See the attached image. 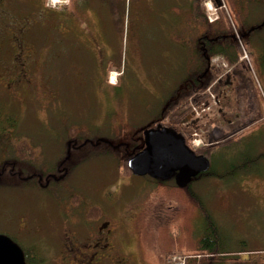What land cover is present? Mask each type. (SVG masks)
Masks as SVG:
<instances>
[{
	"label": "rangeland",
	"instance_id": "rangeland-1",
	"mask_svg": "<svg viewBox=\"0 0 264 264\" xmlns=\"http://www.w3.org/2000/svg\"><path fill=\"white\" fill-rule=\"evenodd\" d=\"M123 2L113 16L103 11L104 20L98 24L104 31L103 36L93 34L91 38H76L75 42L62 40L59 53L54 57L41 55L42 52L38 56L40 66L32 71L33 87L23 88L21 94L0 92L3 111L0 167L12 159V143H16L18 136L33 142L39 152L32 163H22L13 169L8 164L4 168L3 177L13 174L14 181L0 183V233L17 238L18 226L22 225L24 217L37 225L43 218L52 217L59 208L68 210L72 192L80 197L96 196L102 186L112 182L109 176H116L119 165L120 175L129 179L122 174L126 159L121 161V157L106 148L115 146L112 139H117V134L124 137L160 118L166 104L174 98L176 89L172 87L178 86H173L178 79L205 65L199 53L206 41L204 30L208 29L201 16L202 9L209 19L219 17L222 6L226 9L224 0L218 7L215 0H203L202 9L196 12L192 8L198 0H190L189 5L193 7L182 10L181 0ZM84 3L87 4V0ZM238 3L243 12V28L252 33L242 38L251 43L246 46L241 42L246 49L242 48L232 68L245 73L253 97L251 104L259 120L247 130L240 144L218 151L214 168L216 170L217 165L219 176L203 175L191 183L203 197L212 221L221 225L223 249L232 252L225 261L264 264V56L261 57L264 51L259 48L264 45V0H238ZM92 4L96 5L93 1ZM186 34L188 43L184 39ZM48 60L45 67L44 62ZM186 64L187 70L180 69ZM231 66H228L229 73ZM111 70L119 73L114 71L118 75V78L114 75V83L109 81ZM3 74L8 78L13 76ZM207 92L211 109L203 110L204 104L196 105L195 115L199 114V118L216 107L215 95ZM74 129L81 130L86 140L68 151L65 135L73 134ZM195 133L191 146L197 139L199 148L204 147L207 144L205 133ZM103 150H109L114 159L102 153ZM59 162H63L60 166L63 169L71 166L68 176L67 169L57 172ZM237 165L240 166L233 177L227 175L226 172ZM46 167L52 172L44 177ZM228 179H233V183L228 184ZM129 180L130 186L122 185L118 207H126L129 215L140 213L141 227H137L136 234L140 233L144 257L152 264H163L169 250L195 247L208 221L188 197L174 187V182L150 184L143 178ZM54 188L62 199L60 206L52 194ZM232 209L239 214L234 220L228 214ZM21 239L27 246L32 244L31 249L44 257L48 249L41 237L27 235ZM32 264L39 263L32 261Z\"/></svg>",
	"mask_w": 264,
	"mask_h": 264
},
{
	"label": "flooded vegetation",
	"instance_id": "flooded-vegetation-1",
	"mask_svg": "<svg viewBox=\"0 0 264 264\" xmlns=\"http://www.w3.org/2000/svg\"><path fill=\"white\" fill-rule=\"evenodd\" d=\"M84 1L58 0L56 3L53 0H0L1 93L21 94L23 88L33 87L32 71L40 66L38 56L42 52L41 55L45 53L54 57L59 53L58 48L62 40L66 42L73 39L75 42L76 38H91L93 34L103 36L104 31L98 28V24L104 20L103 11H109L113 16L115 10L120 9L124 3L123 0H87V4ZM92 1L96 5H93ZM186 6L187 0H181V10ZM244 34L248 33L244 30ZM90 47L92 52V45ZM48 62L49 60L44 62L45 67ZM4 72L13 76L8 78ZM3 88H6V91ZM157 125L152 124L154 127ZM145 128L147 127L143 126L137 131L124 134V137L112 139V145L115 146L106 149L113 151L115 156L118 155L117 157L124 161L144 148ZM65 137L68 151L83 145L86 140L82 132L66 134ZM109 150H103L102 153L108 156L111 154ZM115 156L109 155L113 159ZM12 158L6 164H10L11 169L20 167L22 163L18 162L15 156ZM62 164L63 162H59L56 170L60 172L67 169L65 171L68 176L71 166L63 169L60 167ZM120 168V165L116 167V176H109L113 179L112 182L102 186L96 196L80 197L72 192L68 210L65 207L59 208L52 217L43 218L37 225H34L33 220L23 218L22 225L18 226V237L13 240L22 248L26 264H30V258L35 259V253L30 251L28 246L23 244L26 242L21 239L27 235L33 238L41 237L44 241L48 249L44 253L45 264H152L145 258L140 233L136 234L137 227H141L140 213L129 215L126 207H118L122 185L130 186V178H143L150 184L171 181L176 185V181L174 177L163 181L149 175L134 174L128 175L127 179V176L120 175ZM38 184L42 182L38 181ZM56 190L57 188H54L52 194L60 206L62 199Z\"/></svg>",
	"mask_w": 264,
	"mask_h": 264
},
{
	"label": "trees",
	"instance_id": "trees-1",
	"mask_svg": "<svg viewBox=\"0 0 264 264\" xmlns=\"http://www.w3.org/2000/svg\"><path fill=\"white\" fill-rule=\"evenodd\" d=\"M198 1L197 7L201 10L203 0ZM221 2L223 0H215L218 6ZM227 2L229 6L225 3L226 9H222L223 6L221 7L220 16L215 22H210L206 17L205 11L202 9L201 16L204 17L205 28L208 29L206 31L204 30L206 34L205 48L201 49L203 52L199 51V53L203 55L202 58L205 65L203 64V67L194 69L184 78L183 83H179L175 88L172 87L176 89L174 98L166 104L160 118L152 122V124H162L163 126L177 130L184 135L188 145H191L195 131H203L205 133L207 144L197 149L196 152L206 155L211 161V167L207 172L200 174L201 176L220 175L221 173L218 172L217 166V171L214 168V160L218 151L222 148L240 144L247 130L259 120V115L255 110L256 108L253 103L251 104L253 97L249 90V85L246 82L245 73L243 74L241 70L234 68L225 79L223 78L215 83L220 75V69L215 65H210L211 59L217 55L222 56L230 65H235L238 57L243 52L241 42L245 43L246 46L251 43L249 39H242L248 36L247 34H242L241 37L238 34V30L241 32H244V30L247 31L243 28V12L237 5L238 0H227ZM259 48L264 51V45L259 46ZM263 56L264 54L261 55V57ZM262 68H264V62L262 63ZM209 88L219 98V106L204 114L203 118L193 117V104L201 105L211 100L210 94L207 92ZM2 116L3 111L0 109V128L2 125ZM75 132H81V130L74 129L73 133L75 134ZM119 137H121V133L117 134L115 138L118 139ZM12 145L14 146L13 156H15V159H18V162L23 164L32 163L33 159L39 153L38 151L36 152L37 148L35 144L25 137L18 136L16 143H12ZM7 165L5 163L0 167V173H2L0 177L3 178L2 180L0 179L1 184H9L14 181V179H11L13 174L3 177V175H6L4 168ZM8 166L11 169V166ZM239 166L237 165L231 168L229 172H226L228 173L227 175H234L235 170ZM43 171L44 173L42 175L45 176H49L50 172H52L47 167ZM122 172L124 175L132 174L128 167V158L125 160V168ZM174 187L188 197L208 223H206L207 227L205 231H202L199 235L195 247L190 248L189 245L187 249L180 246V248L178 247L175 250H169L163 260V264L174 253L194 254V257L189 258L188 264H226L225 260L230 253L223 249L225 241L220 235L221 230L218 224L212 221L210 216L212 214H210L211 212L207 208L203 197L192 188V183L187 188L180 189L176 185ZM11 238L15 239L13 237ZM32 246H28L30 251L32 250ZM32 252L35 253L33 250ZM32 261L35 263L46 262L44 257L38 255V253H35V259H29L30 264H32Z\"/></svg>",
	"mask_w": 264,
	"mask_h": 264
},
{
	"label": "water",
	"instance_id": "water-1",
	"mask_svg": "<svg viewBox=\"0 0 264 264\" xmlns=\"http://www.w3.org/2000/svg\"><path fill=\"white\" fill-rule=\"evenodd\" d=\"M144 136V148L128 158V167L135 175L163 181L174 177L178 187L187 188L211 167L210 159L198 154L184 135L173 128L162 124L147 127ZM0 264H26L22 248L3 233H0Z\"/></svg>",
	"mask_w": 264,
	"mask_h": 264
},
{
	"label": "crops",
	"instance_id": "crops-1",
	"mask_svg": "<svg viewBox=\"0 0 264 264\" xmlns=\"http://www.w3.org/2000/svg\"><path fill=\"white\" fill-rule=\"evenodd\" d=\"M189 2H190V0L189 1L187 0V6L186 7H189L190 6L189 5L190 4ZM185 22H186V24H188L189 19L186 18ZM186 36H187V34H186ZM175 37L178 38V36H176V35H175ZM187 64L189 65V63H187ZM187 64H186V66H180V69H182V68L185 69L186 68V70H187ZM188 74H189V71L187 73H185V77L184 78H186L188 76ZM184 78H181V79L179 78L178 79V83L175 84V85H173V86H177L179 83L180 84L183 83ZM217 168H216V170H217ZM219 173H220V171H219ZM217 176H219V175H217ZM231 176L233 177V175H231ZM227 182H228V184L229 183H233V179H228ZM243 211L244 212H247L248 210H243ZM237 212H238L237 210H233V209L232 210H229V213H228L229 214V218H232L234 220V216H238L239 215ZM215 222L218 224L219 229H220L221 225L219 224V222L218 221H215ZM228 251L230 252V254H232V252L230 250H228ZM226 264H230V263H228V261H227Z\"/></svg>",
	"mask_w": 264,
	"mask_h": 264
},
{
	"label": "built area",
	"instance_id": "built-area-1",
	"mask_svg": "<svg viewBox=\"0 0 264 264\" xmlns=\"http://www.w3.org/2000/svg\"><path fill=\"white\" fill-rule=\"evenodd\" d=\"M187 259L188 257L186 255H173L166 264H187Z\"/></svg>",
	"mask_w": 264,
	"mask_h": 264
},
{
	"label": "bare ground",
	"instance_id": "bare-ground-1",
	"mask_svg": "<svg viewBox=\"0 0 264 264\" xmlns=\"http://www.w3.org/2000/svg\"><path fill=\"white\" fill-rule=\"evenodd\" d=\"M215 57H216V56H214L213 58H215ZM213 58H212V59H213ZM113 73H114V74H113V77H114L115 72H113ZM171 256H173V255H171ZM171 256H170V257H171ZM186 256L188 257V259H187V264H188V260H189V258H190V257H193V255H187V254H186ZM197 256H200V255H197ZM170 257H169V258H170ZM168 260H169V259H167V261H168ZM167 261H166V263H167Z\"/></svg>",
	"mask_w": 264,
	"mask_h": 264
}]
</instances>
